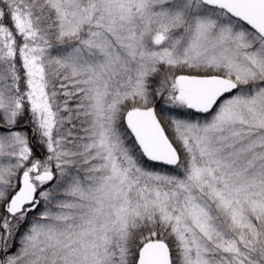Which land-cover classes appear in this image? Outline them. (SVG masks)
Here are the masks:
<instances>
[{"label": "snow or ice", "instance_id": "snow-or-ice-1", "mask_svg": "<svg viewBox=\"0 0 264 264\" xmlns=\"http://www.w3.org/2000/svg\"><path fill=\"white\" fill-rule=\"evenodd\" d=\"M0 264H264V0H0Z\"/></svg>", "mask_w": 264, "mask_h": 264}]
</instances>
